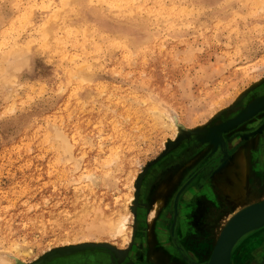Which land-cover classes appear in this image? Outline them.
<instances>
[{"label": "rangeland", "instance_id": "1", "mask_svg": "<svg viewBox=\"0 0 264 264\" xmlns=\"http://www.w3.org/2000/svg\"><path fill=\"white\" fill-rule=\"evenodd\" d=\"M98 1L72 0L45 42L40 31L48 14L60 13L58 0H0V54L14 41L21 46L32 40L28 61L20 70L12 69L17 78L7 89L14 96L7 98L0 86V253L18 254L22 264H34L57 249L86 245L100 247L51 260L101 250L122 262L135 242L146 240L150 227L161 247L174 253L167 234L169 200L189 173V188L180 194L182 214L206 206L227 216L237 211L221 205L215 186V174L230 163L221 162L210 181L199 179L196 173L216 143L189 131L201 125L204 130L221 127L264 95V8L258 0L108 1L111 8L106 0ZM84 63L92 66L86 73L89 81L70 78L71 70ZM151 106L167 114L155 120ZM257 114L226 127L228 142L234 141L230 132L236 128L249 132L263 122L264 110ZM168 115L177 119L183 134L174 136ZM63 138L70 147L67 156L59 148ZM259 139L263 170L257 186L258 198L264 200V134ZM117 151L119 157L112 158ZM234 152L227 150L228 157ZM253 158L248 157L250 184L256 183ZM87 174L90 181L84 178ZM186 196L189 204L184 203ZM128 214V242L114 236L107 222L104 229L93 227L109 218L114 224ZM14 242L19 253L11 249ZM231 264H264V227L236 243Z\"/></svg>", "mask_w": 264, "mask_h": 264}, {"label": "bare ground", "instance_id": "2", "mask_svg": "<svg viewBox=\"0 0 264 264\" xmlns=\"http://www.w3.org/2000/svg\"><path fill=\"white\" fill-rule=\"evenodd\" d=\"M59 1V4L62 6L61 8H59V11L60 13H54V15L52 14H48V17H47V20L44 22L43 26H42V29L40 31V37H41V40H44L45 42L48 41L47 39L51 37V31L53 29V27L56 25L57 23V20L59 18V16H62L63 13H61V10H65L67 8V5H69L71 3L72 0H58ZM89 1V0H88ZM91 1V0H90ZM103 1V0H101ZM101 1H98V3L100 4ZM108 1H114V2H119V3H116V5H120L121 3H123V1L125 2V0H106L107 2V6H109L110 8L113 7V2L112 3H109ZM134 1V0H133ZM145 1V0H144ZM154 1V0H153ZM172 1V0H171ZM131 2V0H130ZM159 2V1H158ZM97 3V2H96ZM127 5H128V2H126ZM133 3V2H131ZM224 3V2H223ZM145 4V3H144ZM159 4V3H158ZM17 5V4H16ZM73 5V4H72ZM76 6V5H75ZM100 6V5H99ZM106 6V8H107ZM124 6V5H123ZM130 6V5H129ZM134 6V5H133ZM163 6V5H162ZM161 6V8H163ZM165 6V5H164ZM187 6V5H186ZM258 6L263 9L264 8V0H258ZM257 6V8H258ZM16 7V6H15ZM74 7V5H73ZM117 7V6H116ZM174 7V5H173ZM172 7V8H173ZM28 8V7H27ZM71 8V7H70ZM122 8H125V7H122ZM182 8V7H181ZM196 8V7H195ZM256 8V9H257ZM115 9V8H114ZM118 9V7H117ZM188 10V8L186 7L183 11L186 12L185 10ZM131 10V9H130ZM170 10V9H169ZM182 10V9H181ZM74 11H77L76 9ZM119 11H122V13H124V11L122 9H119ZM138 11V9H137ZM151 11V10H150ZM191 11V10H190ZM194 9L191 11L193 12ZM129 12V11H128ZM148 12V11H147ZM31 13H32V10H31ZM69 13V12H68ZM118 13V12H117ZM132 13V12H131ZM129 13V15L131 14ZM257 13L258 10H257ZM120 14V13H119ZM125 14V13H124ZM150 14V13H149ZM182 14V13H181ZM30 12H29V17H30ZM65 15V14H64ZM189 15V14H188ZM191 15V14H190ZM175 16V15H174ZM26 17V16H24ZM28 17V18H29ZM63 17V16H62ZM8 18V17H7ZM27 18V17H26ZM217 18V17H216ZM66 20V23H68L67 25H69V22L67 21H72V19H70L67 16H65L64 18ZM63 19V20H64ZM155 19V18H154ZM28 20V19H27ZM24 22V21H23ZM65 22V21H64ZM120 22V21H119ZM220 22V20H219ZM37 23V22H36ZM162 23V22H161ZM164 23V22H163ZM217 23V22H216ZM173 24V23H172ZM58 25V24H57ZM181 25V24H180ZM183 25V24H182ZM25 26V25H24ZM59 26V25H58ZM74 26V25H73ZM13 27V26H12ZM86 27V26H85ZM70 28V27H69ZM77 28V27H76ZM23 29V28H22ZM126 29V28H125ZM43 30V31H42ZM58 30V29H57ZM86 30V29H85ZM124 30V29H123ZM62 31V30H61ZM89 31V30H87ZM12 32V31H11ZM54 32V31H52ZM86 32V31H85ZM124 33V32H123ZM85 34V33H84ZM80 36V35H79ZM96 36V35H95ZM98 36V35H97ZM13 38V37H12ZM11 38V39H12ZM70 38V37H69ZM73 38V37H72ZM98 38V37H96ZM9 39V38H8ZM59 39V38H58ZM20 40V39H19ZM3 41V40H2ZM13 41V40H12ZM121 41V40H120ZM5 42V41H3ZM9 42V41H8ZM15 42V43H14ZM13 45L9 46V48H7V50H4L2 54H0V86H3L4 88H6L7 90V98H11L12 97V92L11 90L8 91L7 87L10 86L12 87L13 84H15L14 82L16 81V78L17 76L15 75V70L16 68H18L19 70L21 69L20 67H22L21 65L25 62H27V52H28V48L32 45V40H28L25 44L23 45H19L16 41H14ZM44 42V43H45ZM11 43V42H10ZM35 43V42H34ZM43 43V42H42ZM43 43V45H44ZM97 43V42H96ZM110 43V42H109ZM116 43V42H115ZM9 44V43H8ZM99 44V43H98ZM101 44V43H100ZM2 45V43H1ZM0 45V46H1ZM5 46H6V43H5ZM3 47V46H2ZM49 47V46H48ZM87 47V46H86ZM5 48V47H4ZM44 48V47H43ZM1 49V48H0ZM46 49V48H45ZM37 50V49H36ZM116 50V49H115ZM1 52V51H0ZM192 52V51H191ZM46 54V53H45ZM99 54V53H98ZM153 54V53H152ZM92 55V54H91ZM177 55V54H176ZM66 57V56H65ZM73 57V56H72ZM71 57V59H72ZM63 58V57H62ZM70 59V60H71ZM72 61V60H71ZM108 61V60H107ZM94 62V60L92 61ZM232 62V61H231ZM234 62V61H233ZM91 64V63H90ZM104 64V63H103ZM20 65V66H19ZM85 65H88V66H85ZM92 65V64H91ZM231 65V64H230ZM82 66V68H81ZM80 67H74L73 70H71L70 74H69V77L70 78H74L76 81H79L81 83H86L88 82L89 80H87V76H86V73L90 71L91 67L89 64H81ZM85 66V67H84ZM81 68V69H80ZM12 69H15V70H12ZM18 71H16L17 73ZM68 73V71H67ZM68 81V80H66ZM69 82V81H68ZM17 84V83H16ZM82 86V85H81ZM81 86L79 87L80 90L82 89ZM9 87V88H10ZM116 87V86H115ZM62 87L60 86L59 90L61 89ZM3 89V88H2ZM11 89V88H10ZM77 89V88H76ZM62 90V89H61ZM60 90V91H61ZM75 91V90H74ZM15 92V91H14ZM13 92V93H14ZM129 93V92H128ZM15 94V93H14ZM3 96V95H2ZM14 96V95H13ZM77 96V95H76ZM150 98V97H149ZM151 99V98H150ZM7 100V99H6ZM144 101V100H143ZM145 102V101H144ZM67 105V104H66ZM128 108V107H127ZM136 108V107H135ZM157 107L155 106H151L150 109H152L151 111L154 113V116L155 120H157V118L160 120L162 118H164L163 116H165V113L164 115L160 114V112L158 111V109H156ZM12 109V108H11ZM10 109V110H11ZM128 110V109H126ZM135 110V109H134ZM137 110V109H136ZM144 110V109H143ZM165 110V108H164ZM264 110V95H259L258 97L254 98L253 100H251V102H249L248 104H246L245 106H242V108L239 110L238 113H236L233 118L227 123V125H223L220 127L219 126H215L212 130H204L202 129V125L201 126H198L196 127V129H193L192 131L188 130L189 132H192V133H195V132H198V136L200 135L201 137H203V139H205L204 142H208V143H211V142H215L216 145L213 149V151L207 156V163L205 165H202L201 168H200V172L196 173L197 176L199 177H203L205 175H208V174H211V170H209L208 172V169H209V164H212V166L215 164L216 162V166L219 167L220 166V163L223 162H229L230 164H228V166L226 167V170L223 172H220L217 171V173L215 174L216 176H218L216 178L217 182H215V186H216V189L217 191L219 192V195H220V201H221V205L222 206H226V207H236L237 211L236 213H238L239 211H241L242 209L248 207V206H251L255 203H259V202H262L263 199L258 198V194L260 191H258V187H254L252 186V193H248V191H250V184L248 183V168H249V159L248 157L250 158L251 157V153H250V148L252 146H254V141L250 140V141H247V143H245L244 145H242L240 148L236 149L234 154H232V156H229L227 155V148H228V145H232L233 141L232 139L230 140L231 143L228 142V140L225 138V135H224V132L223 130H225V128L228 126V127H233V125H237V124H242L246 121H249V119L251 118H254V116L259 113L260 111ZM146 111V110H145ZM144 111V112H145ZM142 112V111H141ZM148 112V111H147ZM166 112V111H165ZM151 113V114H153ZM140 114V113H139ZM149 114V113H148ZM258 115V114H257ZM143 116V114H142ZM167 116V115H166ZM114 117V116H113ZM146 117V116H145ZM172 116H169L166 117L170 120V118ZM257 118V117H256ZM136 120V119H135ZM158 120V121H159ZM172 120L173 122V125L175 126L172 127V122L170 124V121ZM169 122L170 124V127L171 128H174V136L177 134H183V130L180 128V124H178L174 118H172ZM166 122V121H165ZM156 124V123H155ZM164 124V123H163ZM167 124V123H165ZM154 125V124H153ZM168 125V124H167ZM204 128V127H203ZM209 128V127H207ZM122 129V128H121ZM198 130V131H197ZM202 130V131H201ZM61 131V130H60ZM200 131V132H199ZM254 133V132H253ZM73 134V133H72ZM126 134V133H125ZM124 134V136H125ZM49 135V134H48ZM53 134L51 133L49 135V137H52ZM182 136V135H181ZM199 136V137H200ZM101 138V137H100ZM128 138V137H127ZM50 140V139H48ZM46 140V141H48ZM52 140V139H51ZM50 140V141H51ZM99 140V139H98ZM75 141V140H74ZM77 141V140H76ZM252 142V143H251ZM98 143V142H97ZM206 143V144H208ZM258 143V142H257ZM101 147V146H100ZM59 148L62 150V152L64 153L65 156L68 155V152L70 151V147L68 145V143L65 141V139H61V144L59 145ZM114 150V149H113ZM82 154H85V153H82ZM111 155L112 158H115L117 159L119 157V154H118V151L117 152H111ZM84 156V155H82ZM59 158V157H58ZM67 158V157H66ZM59 160V159H58ZM68 161L71 160L70 157H68L67 159ZM67 161V162H68ZM73 162V161H72ZM75 163V162H74ZM78 163V162H77ZM109 163V162H108ZM106 163V165L109 166V164ZM102 165V163H101ZM112 165V164H111ZM74 167H77L78 165L75 163V165H73ZM104 166V164L102 165ZM111 168V167H110ZM253 168V167H252ZM251 168V170H252ZM109 172V171H108ZM108 174V173H107ZM105 174V175H107ZM213 175H214V172H213ZM214 175V176H215ZM85 176V175H83ZM95 176V175H94ZM91 176H89L88 174L84 177L85 179H89ZM192 177V176H191ZM190 177V178H191ZM117 179V178H116ZM188 179V178H187ZM81 180V179H80ZM114 180V179H113ZM84 181V180H83ZM90 181V179H89ZM96 181V180H95ZM134 181V179H133ZM186 183H188V180L185 182L184 185H182L180 187V189L178 190V192L174 195V198H173V201L171 203V212L172 214L174 213V216H175V219L178 217V209H177V205H178V197L180 195V193L186 188L185 185ZM81 184V183H80ZM256 185V184H255ZM126 196V195H125ZM85 199L87 198V195L84 196ZM127 197V196H126ZM134 197L135 195H133V193L129 196V204L131 203V206H132V203L134 201ZM118 199V198H117ZM76 201V200H75ZM85 201V200H84ZM91 201V200H90ZM94 202V201H93ZM171 202V201H170ZM89 203V202H88ZM87 203V204H88ZM127 205V204H126ZM225 207V208H226ZM95 210V209H94ZM236 213L234 215H231V216H227L228 213H224V211L221 213L220 217H219V214H218V218L217 220H215L217 223V226H220L219 224V221L221 223V225H223V228L219 234V236H221L222 232L225 230V228L228 226L229 222L231 221V219L236 215ZM84 216V215H83ZM108 216V215H107ZM106 216V218H107ZM122 216V215H121ZM132 217V216H131ZM112 218V217H111ZM214 218V216H213ZM129 219H130V216L129 214L128 215H125V216H122L120 217V219H117V220H114V222L116 221V223L113 224V221L110 220H107V221H102L100 220V225L97 226V224H95V227L97 230H99L100 228L104 229V222H107V225H109V228L112 229L111 233H113L114 236H121L123 239H125L126 242H128L130 239L127 237V230H128V223H129ZM220 219V220H219ZM106 220V219H105ZM174 221V220H173ZM76 222V221H75ZM97 222V221H95ZM111 223L113 225H111ZM73 224V223H72ZM90 224V223H89ZM92 225V223L90 224ZM111 225V226H110ZM173 225V224H172ZM82 229V228H81ZM85 229H87V227H85ZM109 231V230H108ZM131 233V232H130ZM154 233V232H153ZM152 233V234H153ZM89 234V233H88ZM91 234V233H90ZM111 235V234H110ZM112 235V236H113ZM130 235V234H129ZM170 235L172 237V240H174L175 238V232H174V229H173V226H171V229H170ZM84 236V235H82ZM218 236V238H219ZM77 237V236H75ZM74 237V238H75ZM130 237V236H129ZM85 238V237H84ZM217 238V240H218ZM78 239V237H77ZM148 239V238H147ZM79 240V239H78ZM77 240V241H78ZM84 240V239H83ZM217 240L214 244L213 247L211 248H208L206 246V248H204V246H199L200 248V251H201V255L200 257H204L206 258L207 260L206 261H202L200 262V264H206L208 263L207 261L209 260L212 252H213V249L215 247V245L217 244ZM67 241V240H66ZM65 241V242H66ZM69 241V240H68ZM73 241V240H72ZM83 242V241H82ZM140 242V241H139ZM176 242V241H175ZM177 243V242H176ZM70 244V243H68ZM73 244V243H72ZM68 246V245H67ZM137 247V246H136ZM144 247V246H143ZM177 248L180 249L181 253H182V258L188 262L189 264H196L197 262L194 261V257L193 256H188V253H186V251L184 250V248L182 247L181 244H178L177 243ZM12 250L16 251L17 253H19L21 250L20 248V245L19 243L17 242H14L13 245H12ZM163 249V248H162ZM160 249V251H158L159 253V256L161 258L162 261H169V253L165 250V249ZM29 250V249H28ZM189 250V249H188ZM31 251V250H30ZM139 251V250H138ZM137 251V252H138ZM140 252V251H139ZM209 252V253H207ZM10 253V252H9ZM8 253V254H9ZM23 253L26 254V252L24 251ZM186 253V254H185ZM7 254V255H8ZM208 254V255H207ZM6 255V254H5ZM4 256L3 254L0 253V264H22L20 258L18 257V254L16 255H11V256ZM27 255V254H26ZM138 255V254H137ZM140 255V254H139ZM181 255V254H180ZM207 255V256H205ZM139 257V256H138ZM172 257V256H171ZM149 259V258H148ZM182 259V260H183ZM181 261V260H180ZM170 262H168L169 264Z\"/></svg>", "mask_w": 264, "mask_h": 264}, {"label": "flooded vegetation", "instance_id": "3", "mask_svg": "<svg viewBox=\"0 0 264 264\" xmlns=\"http://www.w3.org/2000/svg\"><path fill=\"white\" fill-rule=\"evenodd\" d=\"M244 125H242V126H244ZM242 126H239V127H242ZM230 134H231V137L234 139V141H233L232 145L230 146V148L227 149L229 151V154L233 153L237 148H239L243 143H245V141H247V140L254 141V143H253L254 144V147L252 148L253 151L251 150L252 151L251 154H252V156L254 158L256 157L255 160H253L254 158L252 159L253 163H254V161H256L255 164L252 165L253 166V169H252V173L253 174L252 175L254 176L253 177L254 178L253 180H256V183H255L256 185L255 184H252V185L254 187L255 186L258 187L257 186V182H260V180H261V173L260 172L263 170V167H262L261 164H260L261 165L260 166L259 165V162H258L259 159H260L258 157L259 156V152L258 151L260 150L259 144L261 142H260V139L259 140H256V139H257L258 136L261 137L264 134V121L261 122L258 126H255V128L254 129H251L249 132L244 131V130H240V128L238 130L236 128L234 131H231ZM233 146H234L235 149L232 152L230 150H231V148H233ZM210 150H211V147L209 148V146H208L207 152H206V156H207V154H208V152ZM257 154H258V156H257ZM212 164H213V162H212ZM212 164H209V169H208V172H209V170H211V172H210L211 174L205 175L203 177L202 176L201 177H198L199 179H201V178H204V179L207 178V180L210 181L213 178V176H214L213 175V172L217 171L218 167L216 166L217 165L216 162H215V164L213 166H212ZM190 177L193 178L192 173H189V174H187L185 176V181L188 180V182H189L190 179H191ZM187 185H188V183H186V185H185L186 190L189 188V187H187ZM181 186L182 185H179V186L176 187V189L173 192V194L171 193V195H170L171 198L169 200V210H168L169 213H168V216L167 217H171V223H170L169 229L167 230L168 231V236H169L168 239H170L171 242L173 244H175V246H176V248L174 249L175 252L174 253H169V254L172 255V254L177 253L179 255V258H181V260L183 259L181 257L182 256V253H181L180 249L177 248V243H178V244H181L182 245V247L184 248V250L186 251V253H188V256H193L194 257V261L200 263V262H202V260H200V259H199L200 261L197 260V257L191 254V251H190L189 247L184 243L183 238L180 237V235H179V232H180L179 229L182 228L183 226H188L191 229V231H192V229H193V226H192L193 225L192 224L193 223V214H194V212H192L193 211V208L191 210H189V211L187 210L188 212L185 211V213L182 214V210L183 209H180L181 208V204H180V201L181 200H180V195H179V197H178V205H177L178 214H179L178 217L175 219L174 213L172 214V212H171V203L173 201L174 195L178 192V190L180 189ZM258 189H259V187H258ZM214 198H217V196L215 195ZM188 201H190L189 200V196H186V198H184V203L189 204ZM212 209L217 210L219 212L218 213L219 215L223 212V210H220L219 208H212ZM187 213H189L190 214L189 216H191V222H189L188 219L187 220L185 219L186 218L185 216L188 215ZM186 221H188V222L186 223ZM171 226H173V229H174V232H175V235H174L175 238H174V240L177 243L172 240V237L170 235ZM147 237H148V235H146V238H145L146 240H144L142 243L135 242V244L137 243L136 244L137 247L135 245V247L131 248L132 249V252H130L129 254H127V258L125 260H123L122 262H120V259L118 257H116L114 254L110 253V252H104V251H101V250H96V251H92V252H84V253H81V254H74V255L67 256V257H62V258L54 259V260L48 261L46 264H161L160 262L150 261L148 259L149 257L147 258L148 254L150 252V250L148 248V245H147V244H150V243H147L146 244ZM159 241L160 240L157 237L156 238V243L158 245L160 243ZM143 245H145V246L147 245V248L145 247V248H143L141 250L140 248ZM182 261H183V262H181L182 264H189L184 259Z\"/></svg>", "mask_w": 264, "mask_h": 264}, {"label": "crops", "instance_id": "4", "mask_svg": "<svg viewBox=\"0 0 264 264\" xmlns=\"http://www.w3.org/2000/svg\"><path fill=\"white\" fill-rule=\"evenodd\" d=\"M216 182H217V180H216ZM249 184H250V182H249ZM250 186L252 188V183L250 184ZM163 189L165 191V186L163 187ZM164 194H165V192H164ZM261 199H263V198H261ZM160 202H163V201L160 199L156 202V207L154 208V211L157 210V208L160 205ZM218 213L219 212L217 210L209 208L207 206L203 207L202 209H198L197 213L194 212V214H193V223H192L193 229H192V231L188 226H183L182 228L179 229L180 230L179 235H180V237L183 238L184 243L189 247L191 254L196 256L198 259H200L202 261H206L207 259L202 257V256L200 257L201 251H200L199 246H204V248H206V246L208 248L213 247L218 236H219V234H220V232H221V230H222V228H223L224 224L221 225L220 221H219L220 226H217V223H215L216 222L215 220H217V218H218ZM224 213H226V212L224 211ZM187 214L188 215L185 216L186 217L185 219L186 220L188 219L189 222H191V216H189L190 215L189 213H187ZM220 215H219V217H220ZM212 216H214L213 220H211ZM187 222L188 221H186V223ZM194 227H195L197 233H195ZM153 232L154 231H153L152 227H150L149 228V234L147 237L148 239L146 242V244L150 243V244H147L148 248L150 250L147 258L149 257L150 261L160 262L161 264H168V262H170L169 264H182L181 262H183V261L181 260V258H179V255L177 253L172 254V255L169 254V261H162L161 260L158 251H160V249H162L163 247H161V244L158 245L156 243V238H157L156 235L157 234H155ZM203 233L207 234L206 238H204L202 236ZM167 234H168V231H167ZM189 239H191V240H189ZM147 245H146V248H147ZM207 253H209V252H207ZM207 255H205V256H207Z\"/></svg>", "mask_w": 264, "mask_h": 264}, {"label": "water", "instance_id": "5", "mask_svg": "<svg viewBox=\"0 0 264 264\" xmlns=\"http://www.w3.org/2000/svg\"><path fill=\"white\" fill-rule=\"evenodd\" d=\"M262 227H264V200L248 206L236 213L222 232L221 236H219L217 244L215 245L207 264H231V255L236 243L244 235ZM96 247L100 246L86 245L57 249L48 253L46 257L48 258L47 261H50L59 255ZM43 259L34 264H42Z\"/></svg>", "mask_w": 264, "mask_h": 264}]
</instances>
